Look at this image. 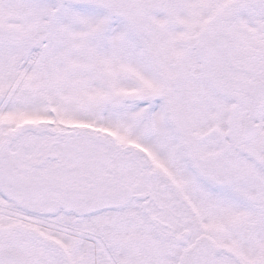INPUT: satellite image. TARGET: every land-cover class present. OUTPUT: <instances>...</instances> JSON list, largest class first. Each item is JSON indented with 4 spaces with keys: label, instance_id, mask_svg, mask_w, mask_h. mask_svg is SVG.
<instances>
[{
    "label": "snow or ice",
    "instance_id": "6c2138e0",
    "mask_svg": "<svg viewBox=\"0 0 264 264\" xmlns=\"http://www.w3.org/2000/svg\"><path fill=\"white\" fill-rule=\"evenodd\" d=\"M0 264H264V0H0Z\"/></svg>",
    "mask_w": 264,
    "mask_h": 264
}]
</instances>
